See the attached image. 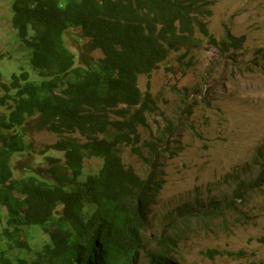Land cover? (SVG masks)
I'll use <instances>...</instances> for the list:
<instances>
[{"label": "trees", "instance_id": "trees-1", "mask_svg": "<svg viewBox=\"0 0 264 264\" xmlns=\"http://www.w3.org/2000/svg\"><path fill=\"white\" fill-rule=\"evenodd\" d=\"M217 1L13 0L12 26L31 50L36 78L23 71L4 83L0 73V233L8 240L0 264H141L162 181L156 169L140 178L120 155L121 146L140 154L138 126L157 110L139 78L173 52L185 48L186 56L202 48L204 39L221 55L238 51L242 38L225 26L219 41L205 20ZM66 37L87 52L76 58ZM96 51L102 54L97 61ZM41 131L63 137L49 150L64 153L65 161L37 152L27 140ZM91 158L102 167L83 180ZM263 182L264 176L249 189ZM224 207L234 206L227 202L211 216ZM34 227L49 237L38 252L25 239ZM18 249L34 251V259L19 257ZM163 255L150 264H172Z\"/></svg>", "mask_w": 264, "mask_h": 264}, {"label": "rangeland", "instance_id": "rangeland-1", "mask_svg": "<svg viewBox=\"0 0 264 264\" xmlns=\"http://www.w3.org/2000/svg\"><path fill=\"white\" fill-rule=\"evenodd\" d=\"M12 3L0 0L4 83L23 71L36 78L31 50L12 26ZM211 10L205 19L211 33L223 41L227 26L233 37L243 39L238 51L221 55L204 39L202 48L186 56L185 48L173 52L157 70L139 78V88L150 94L157 110L146 114V126H138L140 154L121 146L120 155L140 178L146 180L156 169L162 181L151 206L141 264L165 252L172 264H264V182L260 189H249L264 176V0H218ZM71 34L86 44L80 30ZM66 42L76 58L87 52L77 51L70 38ZM92 57L97 61L102 54L96 51ZM62 138L41 131L27 140L37 152L48 150L45 156L63 162L64 153L49 150ZM101 167L100 159L85 160L83 180ZM242 188L240 199L236 195ZM227 202L234 207L211 216ZM29 231L25 239L38 252L48 234L38 227ZM7 243L0 233V253ZM18 250L21 258L35 257L34 251ZM161 263L166 264H155Z\"/></svg>", "mask_w": 264, "mask_h": 264}]
</instances>
